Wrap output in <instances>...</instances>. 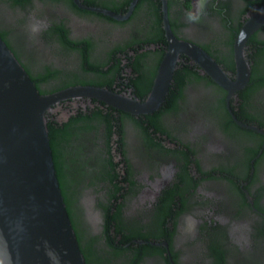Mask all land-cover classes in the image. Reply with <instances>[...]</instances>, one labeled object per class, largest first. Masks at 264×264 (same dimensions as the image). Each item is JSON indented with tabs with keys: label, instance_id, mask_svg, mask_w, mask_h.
Here are the masks:
<instances>
[{
	"label": "flooded vegetation",
	"instance_id": "1",
	"mask_svg": "<svg viewBox=\"0 0 264 264\" xmlns=\"http://www.w3.org/2000/svg\"><path fill=\"white\" fill-rule=\"evenodd\" d=\"M78 1L0 0L1 37L40 92L80 83L142 99L164 20L229 68L236 32L264 2ZM245 47L249 77L230 95L180 54L155 110L78 97L47 112L86 264H264V23Z\"/></svg>",
	"mask_w": 264,
	"mask_h": 264
},
{
	"label": "water",
	"instance_id": "2",
	"mask_svg": "<svg viewBox=\"0 0 264 264\" xmlns=\"http://www.w3.org/2000/svg\"><path fill=\"white\" fill-rule=\"evenodd\" d=\"M92 9L123 17L109 10ZM263 23L264 2L240 25L232 43V68L224 69L200 46L174 37L164 20L167 47L142 99L80 83L40 92L0 35V264H86L52 160L46 118L53 105L85 97L134 113L155 110L165 98L180 54L230 95L248 80L245 42Z\"/></svg>",
	"mask_w": 264,
	"mask_h": 264
},
{
	"label": "trees",
	"instance_id": "3",
	"mask_svg": "<svg viewBox=\"0 0 264 264\" xmlns=\"http://www.w3.org/2000/svg\"><path fill=\"white\" fill-rule=\"evenodd\" d=\"M14 4H16V3H14L13 1L11 3H7L8 6H13ZM0 35H2V32L0 33ZM225 65L227 67H229L230 69L232 68V66H231L232 63L231 62L230 63H226ZM177 73H178V71H177ZM55 132H56L55 130L48 128V138H49V144H50V149H51V155H52V160H53V163H54L56 177H57L58 184H59L58 169H57V165H56L57 164V160H56V141L54 140V137H53V133H55ZM59 187H60V185H59ZM60 191H61V194H62L63 201H65L66 200L64 198L65 195H64L61 187H60ZM65 208H66V211H67V214H68L69 213V209L67 208L66 205H65ZM68 216H69V214H68ZM71 225H72V223H71Z\"/></svg>",
	"mask_w": 264,
	"mask_h": 264
},
{
	"label": "rangeland",
	"instance_id": "4",
	"mask_svg": "<svg viewBox=\"0 0 264 264\" xmlns=\"http://www.w3.org/2000/svg\"><path fill=\"white\" fill-rule=\"evenodd\" d=\"M3 12H4V10H3V8H0ZM4 14H5V12H4ZM0 17L7 23L8 22V19L7 18H4L1 14H0ZM0 23H1V21H0ZM2 24V23H1Z\"/></svg>",
	"mask_w": 264,
	"mask_h": 264
},
{
	"label": "bare ground",
	"instance_id": "5",
	"mask_svg": "<svg viewBox=\"0 0 264 264\" xmlns=\"http://www.w3.org/2000/svg\"><path fill=\"white\" fill-rule=\"evenodd\" d=\"M78 28V27H77ZM76 29V28H75ZM84 30H85V28H84ZM83 31V30H82ZM243 223V222H242ZM237 227V226H236ZM249 228V227H248ZM244 231V230H243ZM242 233H244V232H242ZM233 236V235H232ZM246 236V235H245ZM234 240V239H233Z\"/></svg>",
	"mask_w": 264,
	"mask_h": 264
}]
</instances>
